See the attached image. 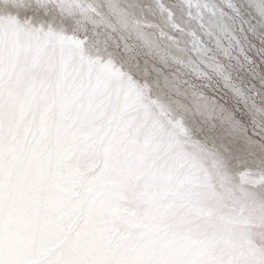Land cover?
<instances>
[{
	"label": "snow or ice",
	"instance_id": "obj_1",
	"mask_svg": "<svg viewBox=\"0 0 264 264\" xmlns=\"http://www.w3.org/2000/svg\"><path fill=\"white\" fill-rule=\"evenodd\" d=\"M131 7L164 20L165 63L102 47L62 0H0V264H264L216 175L124 115L145 90L179 101L217 166L264 197V0Z\"/></svg>",
	"mask_w": 264,
	"mask_h": 264
},
{
	"label": "rangeland",
	"instance_id": "obj_2",
	"mask_svg": "<svg viewBox=\"0 0 264 264\" xmlns=\"http://www.w3.org/2000/svg\"><path fill=\"white\" fill-rule=\"evenodd\" d=\"M73 1L74 2L76 1L74 5H76V3H77V5H76L77 7H74V10H72L74 5L70 6V7L69 6L65 7L66 4L70 5V3H71V5H72V3H74ZM63 2H65L66 4H63ZM111 2L114 4L115 8H114V6H111ZM137 2H138V0H67V1L63 0L62 4L65 7L64 8L65 12L73 18V20L76 24L80 25L81 27L91 29L92 35L95 38L96 42L98 44H100L102 47L103 46L119 45V46H123L124 49L130 53H135V50L137 48H142L149 55H152L154 57L159 58L161 63H165L167 60V52H166V49L164 47V44L166 42L160 37L159 31H158V26H157V21H159V24L162 25L164 23V20L160 17H158V18L153 17L151 15L142 14V13H139V12L133 10L131 6L133 4H136ZM40 3H41L42 7L46 6L48 3V0H41ZM111 8L113 11L111 10ZM70 9H71V11H70ZM87 9H88V12H86ZM75 11H76V13H75ZM108 13H109V15H108ZM121 15L125 16V18L127 17L126 19L128 20L129 28L124 29L121 26V24H120V16ZM207 15L208 14L205 13V18ZM140 20H142L143 22ZM140 24H141V26H140ZM136 35H138V36H136ZM144 35L145 36L148 35L149 39L151 38L150 35H152L151 40L146 38L147 36L145 37ZM146 40H147V42H146ZM160 40H161V42H160ZM153 45H154V47H153ZM173 89H172V91L176 92L177 95L182 94V92L178 89V87H174ZM177 91H179V92H177ZM143 94L145 96L144 97L145 101H147L149 104H151L155 110L160 109L159 107L155 106V102L156 103L159 102V101L157 102L156 100L162 99L161 101H164V102L160 101L161 102L160 105L161 106L166 105V106H165V108L162 107L163 109H161V110L164 112H167L170 117L181 122L185 127H187L186 124L182 122L183 117H182L181 105H180L179 101H173V100L168 99L167 97H165L163 95H156L154 99H149L147 97V90H145L143 92ZM162 103H163V105H162ZM187 132H188V136L190 135L189 137L192 138L193 141L195 140L194 142L196 144H198L200 147H202V149L203 148L205 149V151H203L204 154L200 155V156H197V155L195 156L194 151L190 150L191 151L190 152L191 157L196 159V161L199 162V163L198 162L197 163L200 164L201 166H207L217 177L216 186H215V195L217 197V203H218L220 210L224 214L237 213L235 211L240 212L241 210H244V211H242V215L244 216L246 214L245 215L246 218H248V219L251 218V220L253 219V221H254V222L252 221L251 223H248V224H244V229H247L248 232H251L255 236L264 237V217L262 216V220H263V222H262V220L261 221H256L257 219L254 220L255 215L253 216L254 213H257L256 215H262L260 213V210L259 209L257 210L256 207L254 208V206H253L254 204L256 205L257 204L256 201H259L260 199L257 200L255 198H253L251 195V198H253L255 200V202H254V200L251 199L250 197L248 198V196H244V194L239 189V186L242 182L240 180L238 181L236 179H233L231 177V175L224 173L223 170L220 169L216 163H214L217 161H214L215 159L211 160L213 156L211 155V153L209 152V150L205 146V144L201 140L197 139V137L192 133L190 128L187 129ZM212 162L215 165H213ZM231 188H232V190H231ZM227 189H229L230 191ZM224 190H226V191H224ZM227 191H229V193L232 192L231 193L232 199L226 198L227 193H228ZM256 198H260V196L259 197L256 196ZM251 206L253 208L254 213H253V211H251V209H252ZM259 206H262V208L264 209V197L260 200ZM242 207H249L248 209L250 211H248V209L242 208ZM239 209H240V211H239ZM245 210L248 211V213H246ZM248 214H250V215L248 216Z\"/></svg>",
	"mask_w": 264,
	"mask_h": 264
},
{
	"label": "bare ground",
	"instance_id": "obj_3",
	"mask_svg": "<svg viewBox=\"0 0 264 264\" xmlns=\"http://www.w3.org/2000/svg\"><path fill=\"white\" fill-rule=\"evenodd\" d=\"M41 1V0H40ZM63 1V0H62ZM67 1V0H65ZM74 2V1H73ZM76 2V1H75ZM74 3H70V5H67L65 2H63V4H66L65 7H70V6H73ZM89 2V1H88ZM80 3V2H79ZM91 4V3H90ZM89 4V5H90ZM93 4V3H92ZM103 4V3H102ZM125 4V3H124ZM77 5V3H76ZM76 5L73 6V9L74 10V7H77ZM79 5V4H78ZM95 6V5H94ZM111 6H114V4L111 2ZM64 7V6H63ZM64 7V8H65ZM86 7V6H85ZM93 7V6H92ZM82 8V7H81ZM115 8V6H114ZM68 9V8H67ZM94 9V8H93ZM65 10V9H64ZM78 10V9H77ZM85 10V9H84ZM99 10V9H98ZM101 10V9H100ZM112 10V8H111ZM71 11V9H70ZM113 11V10H112ZM74 12V11H73ZM88 12V9L87 11ZM103 12V11H102ZM72 13V12H71ZM76 13V11H75ZM121 13V12H120ZM119 13V14H120ZM81 14V13H80ZM84 14V13H83ZM87 14V13H86ZM97 14V13H96ZM104 14V13H103ZM75 15V14H74ZM109 15V13H108ZM114 15V14H113ZM118 15V14H117ZM88 16V15H87ZM144 16V15H143ZM74 17V16H73ZM94 17V16H93ZM115 17V16H114ZM107 18V17H106ZM127 18V17H126ZM125 18V16L121 15L120 16V24L121 26L124 28V29H127L129 28V24H128V20ZM139 18V17H138ZM148 18V17H147ZM158 18V17H157ZM211 17L210 16H206L205 19H210ZM98 19V18H97ZM133 20V19H132ZM139 20V19H138ZM137 20V21H138ZM149 20V19H148ZM94 21V20H93ZM100 21V20H99ZM142 21V20H140ZM152 21V20H151ZM161 21V20H160ZM143 22V21H142ZM145 22V21H144ZM162 22V21H161ZM118 23V22H117ZM106 26V25H105ZM141 26V24H140ZM155 28V27H154ZM151 34V33H150ZM138 36V35H136ZM145 36V35H144ZM147 36V37H146ZM145 37L148 38V35H146ZM151 38H152V35H150ZM151 38L149 40H151ZM154 39V38H153ZM152 39V40H153ZM125 40V39H124ZM132 42V41H131ZM147 42V40H146ZM150 42V41H149ZM153 42V41H152ZM161 42V40H160ZM160 44V43H159ZM148 45V44H147ZM154 47V45H153ZM174 90V89H173ZM179 92V91H177ZM144 94H140L138 93L137 96L135 97V99L133 100V102L129 105V107L127 108L126 112H125V118L129 121V123L132 125V126H136L139 128V130L141 132H146L148 133L151 138L153 139V141L158 145L160 151L162 154H164L165 156H168V157H180V158H186L188 161H192V162H195L197 163L198 161H196V159H194L193 157H191V151H194V154L195 156H200V155H203V151H205V149L203 150L202 147H200L198 144H196L192 138H190L188 136V132H187V127H185L181 122L173 119L172 117L169 116V114L167 112H164L162 111L161 109H163L162 107L165 108V106H161V102H164V101H161V100H156L157 102L161 101L159 104L156 103L155 101V106L156 107H159L160 109L159 110H155L153 108V106L151 104H149L148 102H145V98H144ZM159 99V98H158ZM166 102V101H165ZM161 107H160V106ZM163 105V103H162ZM173 112V111H172ZM175 112V111H174ZM187 128V129H186ZM190 134V133H189ZM198 143V142H197ZM204 147V146H203ZM191 150V151H190ZM208 154V153H207ZM206 157V156H205ZM211 157V156H210ZM215 158L212 157L211 160H214ZM195 160V161H194ZM216 161V160H214ZM199 163V162H198ZM197 163V164H198ZM213 163V162H212ZM217 164V162H214ZM213 163V165H215ZM217 168V167H216ZM218 171V170H217ZM242 183L240 184L239 186V189L241 190V192L244 194V196H248V198L250 197L251 198V195L253 198L255 199H262L263 197H260V198H256V194L251 191L248 187L245 186L244 182H243V179L240 180ZM239 184V183H238ZM227 188V187H226ZM229 190V189H227ZM232 190V188H231ZM226 191V190H224ZM230 191V190H229ZM229 191H227V197L228 199H232V196H231V193H229ZM233 195V194H232ZM255 197H254V196ZM259 197V196H257ZM234 198V197H233ZM251 198V199H253ZM250 199V200H251ZM254 200V199H253ZM252 200V201H253ZM260 200L259 201H256V205L254 204V208L256 207V209L260 210V213L262 215H256L257 213H254L253 211V208L251 206V211H253V216L255 215V218L254 220L256 221H261L262 220V216L264 217V209L262 208V206H259L260 204ZM235 201V200H234ZM255 202V200H254ZM259 203V204H258ZM240 207V206H239ZM258 207V208H257ZM241 208V207H240ZM242 208H246L248 209L249 207H242ZM255 209V210H256ZM256 210V211H257ZM240 211V209H239ZM242 211L244 210H241L240 212L238 211H235L237 213H241L242 214ZM246 211V210H245ZM248 211H250L248 209ZM248 211H246V213H248ZM258 212V211H257ZM259 213V214H260ZM246 215V214H245ZM243 216L242 215V219H243V224H248V223H251L253 221V219L251 220V218H246V216ZM250 214H248L249 216ZM247 216V217H248ZM252 217V216H251ZM253 218V217H252ZM254 222V221H253ZM263 222V220H262ZM246 227V226H245ZM247 228V227H246ZM250 228V227H249ZM248 228V229H249ZM247 231V229H245Z\"/></svg>",
	"mask_w": 264,
	"mask_h": 264
}]
</instances>
